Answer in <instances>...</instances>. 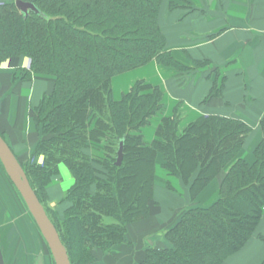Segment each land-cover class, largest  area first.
<instances>
[{
	"label": "trees",
	"instance_id": "16d2710c",
	"mask_svg": "<svg viewBox=\"0 0 264 264\" xmlns=\"http://www.w3.org/2000/svg\"><path fill=\"white\" fill-rule=\"evenodd\" d=\"M31 1L40 13L25 16L15 0L0 4V65L28 57L27 75L55 78L53 89L32 109L40 138L29 159L19 161L71 264H94L127 244L129 226L149 215L160 153L163 167L194 198L236 157L251 129L238 120L208 116L179 132L178 111L159 127L160 139L148 145L141 129L161 109L162 90L136 80L122 100H114L117 74L152 60L184 68L166 50L159 21L165 0ZM100 144L103 155H91ZM256 157L253 165L235 162L221 181L219 199L208 208L187 209L166 231L167 245H150L139 264H223L240 251L263 213L264 143ZM61 164L74 182L57 203H68L60 212L47 187Z\"/></svg>",
	"mask_w": 264,
	"mask_h": 264
},
{
	"label": "crops",
	"instance_id": "0c3cea01",
	"mask_svg": "<svg viewBox=\"0 0 264 264\" xmlns=\"http://www.w3.org/2000/svg\"><path fill=\"white\" fill-rule=\"evenodd\" d=\"M13 1L0 0V4ZM172 1L176 4L173 7ZM159 21L166 50L184 68L179 70L152 60L112 78L115 101L122 100L136 80L162 90L161 109L141 129L144 142L150 145L159 140V127L178 111L179 132L208 116L238 120L251 130L236 157L194 198L188 186L163 167L165 158L160 153L149 215L129 226L127 244L115 246L94 264H139L150 245H167L165 233L183 213L193 207L213 205L219 199L221 181L231 166L238 160L253 165L257 160L256 149L264 143V0H165ZM30 62L28 57H15L0 65V134L23 162L29 159L40 138L32 109L53 89L55 82L53 76L27 75ZM89 152L102 156L103 144ZM36 160L42 163L44 156ZM68 170L63 169L48 186L52 205L74 182ZM65 180L68 186L64 189L61 183ZM7 181L12 183L0 161V182L7 184ZM63 206L66 208L68 203ZM13 234L16 232L10 235ZM35 236L44 242L37 230ZM10 239L0 236L1 246ZM42 256L45 264H54ZM263 262L264 208L248 243L223 264Z\"/></svg>",
	"mask_w": 264,
	"mask_h": 264
},
{
	"label": "rangeland",
	"instance_id": "374dc122",
	"mask_svg": "<svg viewBox=\"0 0 264 264\" xmlns=\"http://www.w3.org/2000/svg\"><path fill=\"white\" fill-rule=\"evenodd\" d=\"M60 169L62 174V170L68 168L61 164ZM142 169L144 171V168ZM61 186L65 189L68 186V181L65 180ZM49 199L51 200L52 197L49 196ZM49 201L46 202L47 206H50ZM57 201L59 200H55L54 206L57 205ZM57 206L60 212L63 211L62 204L59 203ZM36 230L40 232L16 187L9 181L7 184L0 182V236L11 238L10 242H5L2 246L6 264H35L40 254L55 264L45 239L43 238V243L37 240ZM13 231L16 232V235H10ZM41 243L43 247H40Z\"/></svg>",
	"mask_w": 264,
	"mask_h": 264
},
{
	"label": "water",
	"instance_id": "95a60500",
	"mask_svg": "<svg viewBox=\"0 0 264 264\" xmlns=\"http://www.w3.org/2000/svg\"><path fill=\"white\" fill-rule=\"evenodd\" d=\"M16 7L25 16L31 12L40 13V10L32 1L15 0ZM124 140L120 142L117 164L120 165L124 157ZM0 161L13 185L16 187L29 212L36 222L43 238L51 251L55 264H71L68 251L61 240L59 232L50 219L44 205L38 198L28 176L19 159L13 152L6 139L0 134ZM152 243V241H151ZM0 264H6L3 248L0 243ZM35 264H45L44 257L39 255Z\"/></svg>",
	"mask_w": 264,
	"mask_h": 264
},
{
	"label": "built area",
	"instance_id": "2783aa9c",
	"mask_svg": "<svg viewBox=\"0 0 264 264\" xmlns=\"http://www.w3.org/2000/svg\"><path fill=\"white\" fill-rule=\"evenodd\" d=\"M264 208V207H263Z\"/></svg>",
	"mask_w": 264,
	"mask_h": 264
}]
</instances>
